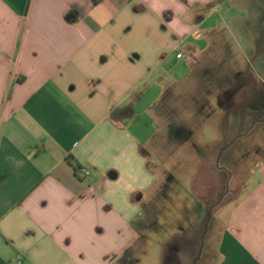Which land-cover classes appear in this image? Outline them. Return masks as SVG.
Segmentation results:
<instances>
[{
    "label": "crops",
    "instance_id": "obj_1",
    "mask_svg": "<svg viewBox=\"0 0 264 264\" xmlns=\"http://www.w3.org/2000/svg\"><path fill=\"white\" fill-rule=\"evenodd\" d=\"M235 17L234 0H0V264H121L180 144L200 164L195 194L217 200L219 155L264 121V84L242 74L260 51L230 55ZM218 63L234 82L212 101ZM185 111L209 114L204 147L167 134L190 129L174 122ZM230 192L215 264H264V159Z\"/></svg>",
    "mask_w": 264,
    "mask_h": 264
},
{
    "label": "rangeland",
    "instance_id": "obj_2",
    "mask_svg": "<svg viewBox=\"0 0 264 264\" xmlns=\"http://www.w3.org/2000/svg\"><path fill=\"white\" fill-rule=\"evenodd\" d=\"M234 12L236 17L230 21L231 28L228 33L232 46L230 55L236 59L239 57L252 58L253 52L260 51V55L254 60L256 68L251 65L243 70L242 74L255 75L260 84H264V0H234ZM248 47L257 49L251 48L252 50H250ZM261 61L263 62L262 66L258 65ZM206 71L211 73L215 77L214 80L217 81H210L206 78L202 82V93L208 92V96L213 101L216 93L219 94L221 90L234 81L230 76L231 73H226L228 71L223 63L206 67ZM262 88L260 106L264 104V87ZM253 105L254 103L251 107ZM163 109L164 104L161 105L159 113L163 112ZM163 113L162 115H165ZM208 115V113L196 114L192 111L173 114L176 118L174 122H179L187 127L190 126V129L179 130L174 128L175 125L170 124L173 128H170L167 134L174 137L179 133L189 138L191 137L189 135L194 133L193 144L200 142V146L204 147L205 134H209L210 130L208 127L197 129L198 124L196 122L198 116L203 118L208 117ZM187 132L191 133L188 134ZM234 138H236V134ZM244 142L242 147H238L240 150L235 145L227 149L220 159L219 166H216V172L219 174V192L216 201L207 200L203 194L201 199V194H195L192 179L193 175L199 172L200 164L194 160V150H191L189 145L180 144L177 146L181 155L180 160L175 163V167H170L173 169L175 177L167 184V188L160 199L163 204L158 203V199L153 203L154 224L150 226L139 225L141 235L136 243L137 247L132 251L129 250L123 256L121 264H193L202 245L201 238L205 232L210 207L219 201L223 193L227 192V188L231 192L226 200L236 197L247 170L264 159L263 120L257 123L256 128L250 130ZM226 171L229 173V178ZM233 174L235 176L232 179ZM221 204L223 203L221 202L212 212L203 252L198 264H215L216 243L211 237V231L215 227L214 222L219 215L223 214Z\"/></svg>",
    "mask_w": 264,
    "mask_h": 264
},
{
    "label": "water",
    "instance_id": "obj_3",
    "mask_svg": "<svg viewBox=\"0 0 264 264\" xmlns=\"http://www.w3.org/2000/svg\"><path fill=\"white\" fill-rule=\"evenodd\" d=\"M220 158H221V154L219 155V158H218V160H217V164H218V166H219ZM228 190H229V189L227 188V192H228ZM223 198H224V196H222L216 204L212 205V206L210 207L209 211H208V215H207V218H208V219H207V222H206V225H205V232H204V234H203V236H202V238H201V244H202V245H201V247H200V250H199V252H198V254H197V256H196V258H195L193 264H198V262H199L200 259H201V255H202L203 247H204V240H205V236H206V233H207V230H208V226H209V223H210V220H211L212 211H213V209H214L216 206H218V205L221 203V201H222Z\"/></svg>",
    "mask_w": 264,
    "mask_h": 264
},
{
    "label": "built area",
    "instance_id": "obj_4",
    "mask_svg": "<svg viewBox=\"0 0 264 264\" xmlns=\"http://www.w3.org/2000/svg\"><path fill=\"white\" fill-rule=\"evenodd\" d=\"M177 58H178V59H181V58H182V54H177ZM77 172H79L80 174H82V175L85 176V177H88V176L91 175L90 170L87 169V168H77ZM17 262H18L19 264H21V262H22V256H18V257H17Z\"/></svg>",
    "mask_w": 264,
    "mask_h": 264
}]
</instances>
